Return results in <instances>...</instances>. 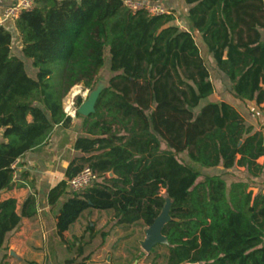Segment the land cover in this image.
<instances>
[{
	"label": "trees",
	"instance_id": "16d2710c",
	"mask_svg": "<svg viewBox=\"0 0 264 264\" xmlns=\"http://www.w3.org/2000/svg\"><path fill=\"white\" fill-rule=\"evenodd\" d=\"M184 1L189 29L172 9L133 12L124 0H37L0 26V191L15 187L20 158L40 150L56 126L71 123L64 107L71 88L95 89L108 61L112 75L95 112L84 116L88 136L74 143L84 155L48 193L51 205L68 197L58 233L90 208L113 210L118 225L149 226L170 198L168 244L157 255L162 264H264V193L247 190L264 186V131L248 125L233 104L214 99L194 35L228 76V92L264 104V0ZM14 30L24 58L12 54ZM83 101L78 95L76 108ZM85 166L99 178L73 191L68 181ZM37 212L33 194L20 211L15 198L0 200V249ZM83 241L74 237L72 245L78 242L80 252Z\"/></svg>",
	"mask_w": 264,
	"mask_h": 264
},
{
	"label": "crops",
	"instance_id": "0c3cea01",
	"mask_svg": "<svg viewBox=\"0 0 264 264\" xmlns=\"http://www.w3.org/2000/svg\"><path fill=\"white\" fill-rule=\"evenodd\" d=\"M16 2L17 0H0V14ZM162 5L176 12L177 22L181 27L190 28L185 19L189 6L184 0H164ZM183 21L187 27L183 25ZM194 33L216 88L214 99L233 104L248 125L253 126L256 131H264V104L242 101L228 92L227 89L231 86L228 76L215 67L207 46L205 48L201 44L203 39L196 31ZM11 51L14 55L24 56L22 41L16 30ZM26 65L29 71L32 62L26 59ZM29 73L33 75L32 72ZM216 77L220 83L214 81ZM71 118L68 126L55 127L53 134L40 150L30 151L17 161L15 187L9 191H0V200H17L18 211L29 194L36 196L38 204L37 214L32 218H23L20 225L7 235L0 249V264H69L71 260L73 264H162L163 260L157 258L158 254L164 252L161 244L156 245L150 252L142 248L141 243L148 226L139 223L118 225L113 210L87 209L62 235L58 233L57 216L68 197L62 196L56 204L51 205L48 202V193L65 178L70 162L84 155L74 148L76 139L88 136L83 131L84 115L76 114ZM263 161L264 157H261L259 162ZM249 190L253 189L250 187ZM92 232L94 234L91 238ZM102 232L107 233L105 237ZM81 236H84V246L79 252V243L76 242L75 246L72 243L74 237Z\"/></svg>",
	"mask_w": 264,
	"mask_h": 264
},
{
	"label": "built area",
	"instance_id": "2783aa9c",
	"mask_svg": "<svg viewBox=\"0 0 264 264\" xmlns=\"http://www.w3.org/2000/svg\"><path fill=\"white\" fill-rule=\"evenodd\" d=\"M36 1L37 0H17L15 4L5 8L2 14H0V26L4 25L8 21L16 20L23 11L32 9ZM124 4L133 12L146 10L150 14L154 15H161L170 12V10L162 4H154L145 0H124ZM74 106L75 102L73 100L71 101V106L69 108H65V111L71 117H75L77 113L78 108ZM98 178L99 175L93 171L90 166H85L78 174L68 181V184L73 191L78 192L91 187L98 180Z\"/></svg>",
	"mask_w": 264,
	"mask_h": 264
},
{
	"label": "water",
	"instance_id": "95a60500",
	"mask_svg": "<svg viewBox=\"0 0 264 264\" xmlns=\"http://www.w3.org/2000/svg\"><path fill=\"white\" fill-rule=\"evenodd\" d=\"M106 86L107 82L103 84L99 83L97 87L90 92L88 98L84 100L83 103L78 107L77 111L84 116L94 113L98 97ZM109 174L110 177L115 175L113 171H111ZM170 208L171 199L167 198L166 203L159 215L154 219L153 223L146 228L145 238L141 243L142 248L146 252H150L158 244H168V239L163 233V228L165 224L171 219Z\"/></svg>",
	"mask_w": 264,
	"mask_h": 264
},
{
	"label": "rangeland",
	"instance_id": "374dc122",
	"mask_svg": "<svg viewBox=\"0 0 264 264\" xmlns=\"http://www.w3.org/2000/svg\"><path fill=\"white\" fill-rule=\"evenodd\" d=\"M179 20H181L180 16H179ZM183 25L187 27L186 23L183 21ZM195 32V31H194ZM194 35H196L194 33ZM201 44L203 45V47L206 48V45L205 43H203V41H201ZM31 61V60H30ZM29 71L32 72L34 74V72L36 71L35 68L32 66H29ZM58 75V78H59V81L62 82V79H63V69H60L57 73ZM111 71H110V67H109V62L107 61V64L105 66V68L102 70V72L100 73L99 77H98V81H97V85L99 83H106L109 78L111 77ZM218 81V83H220L219 79H217V77L215 78L214 81ZM96 85V87H97ZM77 86V87H76ZM74 86L73 88H71V90L69 91L68 95L66 96V98L64 99L65 100V108H69L71 106V101L74 100V102H76V97L78 95L82 96V98L84 100H86L90 94V90H87V89H84L83 88V85H76ZM95 87V88H96ZM94 90V89H93ZM75 96H74V95ZM73 96H74V99H73ZM75 107V106H74ZM227 179L229 180V182H233L236 178H233L231 176H227ZM240 188V187H239ZM250 187L247 188V190H249ZM251 188L253 189V192L254 193H257V192H264V186H260V185H257V186H251ZM237 190V189H236Z\"/></svg>",
	"mask_w": 264,
	"mask_h": 264
},
{
	"label": "bare ground",
	"instance_id": "6f19581e",
	"mask_svg": "<svg viewBox=\"0 0 264 264\" xmlns=\"http://www.w3.org/2000/svg\"><path fill=\"white\" fill-rule=\"evenodd\" d=\"M77 87V86H76Z\"/></svg>",
	"mask_w": 264,
	"mask_h": 264
}]
</instances>
